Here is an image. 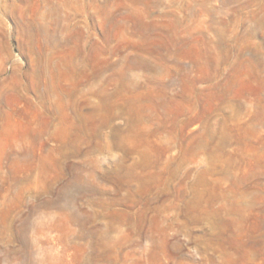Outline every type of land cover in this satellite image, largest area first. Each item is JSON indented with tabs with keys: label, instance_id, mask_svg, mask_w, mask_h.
<instances>
[{
	"label": "rangeland",
	"instance_id": "374dc122",
	"mask_svg": "<svg viewBox=\"0 0 264 264\" xmlns=\"http://www.w3.org/2000/svg\"><path fill=\"white\" fill-rule=\"evenodd\" d=\"M0 264H264V0H0Z\"/></svg>",
	"mask_w": 264,
	"mask_h": 264
}]
</instances>
